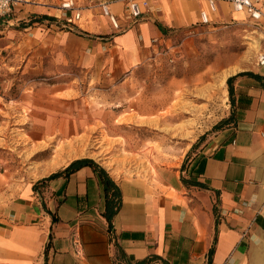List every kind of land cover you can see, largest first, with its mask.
I'll use <instances>...</instances> for the list:
<instances>
[{
	"label": "crops",
	"instance_id": "0c3cea01",
	"mask_svg": "<svg viewBox=\"0 0 264 264\" xmlns=\"http://www.w3.org/2000/svg\"><path fill=\"white\" fill-rule=\"evenodd\" d=\"M59 1L34 0L2 20L11 26L29 13L50 16L55 10L48 5ZM90 1L78 24L90 38L33 24L0 39V71L8 75L0 85L9 92L10 74L17 73L28 85L13 107L11 96L4 102L0 95V264H264V66L257 62L229 75L234 119L184 170L160 168L146 177L98 164L121 194L110 223L103 186L90 167L38 189L35 182L17 183L12 131L36 142L77 132L79 118L65 105L88 100L83 94L104 100L115 82L167 45L169 28L200 22L201 12L208 22L251 23L228 0H150L151 9L129 23L123 3L113 1L114 29L101 11L104 0ZM251 1L264 12V0ZM73 74L90 80L93 91L79 93Z\"/></svg>",
	"mask_w": 264,
	"mask_h": 264
},
{
	"label": "rangeland",
	"instance_id": "374dc122",
	"mask_svg": "<svg viewBox=\"0 0 264 264\" xmlns=\"http://www.w3.org/2000/svg\"><path fill=\"white\" fill-rule=\"evenodd\" d=\"M63 1L48 5L55 10L50 16L25 13L11 26L1 18L0 39L6 30L18 33L33 24L90 38L80 30L79 23L67 24L63 20L58 11ZM74 2L82 10L93 7L90 0ZM27 4L30 3L15 7ZM164 38L167 45L115 82L104 100L89 99L83 94L88 100L76 99L65 105V111L79 118L77 132L36 142L27 134L12 131L11 173H15L17 183L35 182V189L41 188L39 182L45 177L85 158L121 175L147 177L160 168L184 170L195 152L220 129L215 126L230 115L226 83L230 76L222 86L216 83L217 76L230 68L240 71L257 62L264 41L261 31L250 22L232 20L169 28ZM3 44L1 40L0 48ZM10 75L14 85L8 92V85L1 84L0 95L4 102L11 96L13 107L28 85H23L25 78L18 73ZM7 76L1 69L0 79ZM77 77L75 74V83L81 87L78 92L91 93L90 80ZM2 152L6 155V151Z\"/></svg>",
	"mask_w": 264,
	"mask_h": 264
},
{
	"label": "built area",
	"instance_id": "2783aa9c",
	"mask_svg": "<svg viewBox=\"0 0 264 264\" xmlns=\"http://www.w3.org/2000/svg\"><path fill=\"white\" fill-rule=\"evenodd\" d=\"M113 1H120L123 3V18L129 23L138 20L143 16L144 11H149L151 9L150 0H104L101 3V11L103 15L108 17L109 22L114 29L119 28V23L117 18L110 11V4ZM208 1L213 4L214 2L220 0ZM228 1L231 3L234 11L246 12L252 25L256 29L261 30L260 24L264 27V12L261 8L253 4L251 0ZM22 3L36 4V2L30 0H0V19L8 16L16 5H21ZM58 11L61 15H63L62 18L67 24H77L82 20L83 10L80 7H76L74 0H64L61 2L58 7ZM200 19L202 23L208 22L204 12H201ZM257 64L259 66H264V53H259L257 57Z\"/></svg>",
	"mask_w": 264,
	"mask_h": 264
},
{
	"label": "trees",
	"instance_id": "16d2710c",
	"mask_svg": "<svg viewBox=\"0 0 264 264\" xmlns=\"http://www.w3.org/2000/svg\"><path fill=\"white\" fill-rule=\"evenodd\" d=\"M46 18V16H45ZM257 77V76H256ZM258 78V77H257ZM233 77H230L227 79V90H228V96L229 99L232 95V89H231V82ZM234 119V114L231 113L229 117L220 122L219 125L215 126L216 128H223L227 126L232 120ZM219 129V130H220ZM81 167H90L93 172L97 175L99 178L104 191V198H105V212L103 216L105 219L110 223L115 216V214L118 212L120 206H121V194L118 186L114 183V181L109 177V175L106 173V171L100 167L94 160L92 159H78L73 162H71L66 168L63 170L56 172L55 174L50 175L48 178H45L39 184L43 185L49 180L55 179L60 176H66L70 173L75 172L76 170L80 169ZM34 188H36V185H34Z\"/></svg>",
	"mask_w": 264,
	"mask_h": 264
},
{
	"label": "bare ground",
	"instance_id": "6f19581e",
	"mask_svg": "<svg viewBox=\"0 0 264 264\" xmlns=\"http://www.w3.org/2000/svg\"><path fill=\"white\" fill-rule=\"evenodd\" d=\"M237 71V68H235V67H233V68H230V69H228V70H226L225 72H223L222 74H220V75H218L217 76V78H216V83L218 84V86H222V84L225 82V79L229 76V75H232V74H234L235 72ZM80 128V127H79ZM78 129V128H77ZM64 133V132H63ZM69 134V133H68ZM74 139V138H73ZM76 139V138H75ZM74 139V140H75ZM83 139H85V138H83ZM77 140H79V139H77ZM82 140V139H81ZM80 140V141H81ZM86 140V139H85ZM52 141V140H51ZM54 141V140H53ZM76 141V140H75ZM79 141V143H82V142H80ZM55 142V141H54ZM71 142V141H70ZM78 142V141H77ZM72 143V142H71ZM58 144H60V143H58ZM65 145V144H64ZM67 145H68V143H67ZM71 145V144H70ZM66 146V145H65ZM39 147V146H38ZM49 147V146H48ZM61 147H62V145H61ZM74 147V146H73ZM41 148H42V146H41ZM63 148H65V147H63ZM69 149H72V148H70V146H69ZM45 150V149H44ZM60 150V149H59ZM43 151V150H42ZM41 151V152H42ZM65 151V150H64ZM69 151H71V150H69ZM68 151V152H69ZM60 152V151H59ZM43 153H45V152H43ZM58 153V152H57ZM57 153H56V155H57ZM70 153V152H69ZM61 154V153H60ZM37 155V154H36ZM59 155V154H58ZM75 155V154H74Z\"/></svg>",
	"mask_w": 264,
	"mask_h": 264
}]
</instances>
